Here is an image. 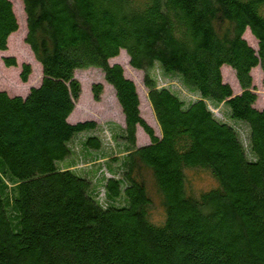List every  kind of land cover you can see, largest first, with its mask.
<instances>
[{
	"label": "trees",
	"instance_id": "1",
	"mask_svg": "<svg viewBox=\"0 0 264 264\" xmlns=\"http://www.w3.org/2000/svg\"><path fill=\"white\" fill-rule=\"evenodd\" d=\"M22 2L42 79L25 96L0 90V264H264V105H255L252 75L258 66L264 74V0ZM18 28L13 2L0 0V50ZM123 49L146 71L161 136L141 114L136 83L110 62ZM3 60L17 66L13 56ZM156 64L200 97L186 102L159 87L149 73ZM224 65L240 93L224 81ZM88 67L103 70L125 116L113 134L127 152L119 177L113 168L98 177L71 166L78 134H87L86 150L102 147L89 133L95 121L69 119L81 94L75 71ZM31 71L23 63L22 81ZM102 89L93 85L95 100ZM210 102L245 124L246 141ZM139 126L150 138L141 146ZM139 164L162 195L160 223ZM189 168L209 170L218 185L191 193Z\"/></svg>",
	"mask_w": 264,
	"mask_h": 264
},
{
	"label": "rangeland",
	"instance_id": "2",
	"mask_svg": "<svg viewBox=\"0 0 264 264\" xmlns=\"http://www.w3.org/2000/svg\"><path fill=\"white\" fill-rule=\"evenodd\" d=\"M11 1L13 2L14 11L19 22V28L10 37L8 49L6 51L0 50V90H5L11 96H25L32 86L40 84L42 79V68L30 46L25 42L27 23L24 4L22 0ZM245 37L251 45L257 47V41L250 34V31L245 33ZM7 56L15 57L17 66H6L3 59ZM110 62L120 63L124 68V74L136 83L141 101V114L148 123L153 126L155 133L161 136L160 125L148 98V88L145 84L146 71L134 68L130 64V58L124 49L121 50L117 57L111 58ZM23 63H29L32 68L28 81L26 82L22 81L21 78ZM149 73L157 80V85L159 87L164 86L171 88L186 102L196 100L200 97L198 92L184 85L177 76L165 75L158 64H156ZM222 73L224 81L231 84L234 93H240L241 87L236 78L235 71L229 65H224L222 67ZM75 75L81 83V94L69 119L71 122L86 120L95 121L98 127L91 130L89 133L101 139L102 147L98 150H86L84 148V141L87 134H78L72 141V147L76 152L75 162L72 165L71 163L67 165H71L79 172H88L92 176L95 170L98 177L101 173L109 175L110 173L108 170L113 168L116 171V176L119 177L122 173V170H120L121 163L127 152L124 147V142L120 138H115L113 135L115 133H120L122 128L125 127V116L116 97L115 89L106 81L104 72L101 68L88 67L77 69ZM252 75L253 85L258 95V100L255 105L261 108L264 105V74L258 66L252 70ZM97 83H102L103 85L98 101L95 100L93 92V85ZM210 107L218 118L228 121L238 128L246 141L248 132L247 127L244 123L237 122L230 117L229 108L225 103L215 105L210 102ZM149 139V135L139 126L136 132V145L141 146L149 143ZM70 158L71 157H67L64 160L58 161L57 165L63 166L71 161ZM137 170L154 201V205L150 211L151 219L160 223L164 219L165 210L162 204V195L158 191L154 175L151 169L144 164H139ZM186 174L188 180L187 187L193 194H199L218 185L216 178L209 170L189 168ZM100 192L103 195V188H100Z\"/></svg>",
	"mask_w": 264,
	"mask_h": 264
}]
</instances>
